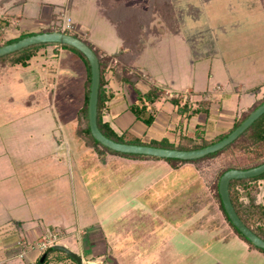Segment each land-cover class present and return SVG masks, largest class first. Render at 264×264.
Instances as JSON below:
<instances>
[{
	"label": "rangeland",
	"instance_id": "rangeland-1",
	"mask_svg": "<svg viewBox=\"0 0 264 264\" xmlns=\"http://www.w3.org/2000/svg\"><path fill=\"white\" fill-rule=\"evenodd\" d=\"M116 1L120 0L112 3ZM169 1L164 11L157 9L162 16L141 27L145 31L139 37L142 52L127 53L124 61L138 72L149 73L158 86L170 89L173 95L177 94L174 91L185 93L193 107L199 106L203 99H210L217 117L214 132L220 133L224 129L218 122H233L227 112L235 111L237 119L264 98V0ZM98 5V0H26L14 11L22 16L19 26L27 28L46 25L47 15L55 10L61 18L58 22L66 24V18L70 17L73 33L99 49V54H116L121 50L122 40L109 18L100 14ZM122 11L124 20L131 16L129 10ZM110 12L115 17L118 11L114 8ZM5 13H11V0H0V16ZM117 18L119 22L123 20L119 15ZM6 29L0 28V43L10 34L11 29ZM85 62L75 51L59 52L51 44L33 56L27 66L0 63V239L4 246L0 260L10 251L12 255L20 252L18 241L27 232L31 238L32 233L39 234L38 238L30 239L31 244L42 235L56 233L60 238L55 244L69 246L82 257L83 231L96 227L97 217L105 215L99 204L114 200L115 193L121 190H127L130 198L119 197L124 206L106 220L115 227L109 233L115 231L120 236L123 228L131 233L130 228L140 221L151 224L152 216L141 204L143 199L132 195L135 190V195L142 191L138 185L143 187L151 182L148 176L154 172H148L146 164L131 163L118 154L104 162L97 150L74 132L76 114L86 90ZM161 103L158 102L157 120L170 127L172 122L173 129L180 125L194 128L205 119L201 113L185 122L169 101ZM121 119L129 124L134 116L127 111ZM215 133L208 132L211 137ZM185 167L174 174L173 201L180 194L201 187L194 167ZM193 179L191 185L182 188L184 181ZM203 190L209 221L222 223L224 217L214 193ZM263 194L264 191L259 193V200ZM128 200L134 203L131 205ZM200 224H204V230L184 228L183 237L206 250L209 242L195 236L211 234L214 228L209 227L206 219ZM18 232L20 235L16 236ZM8 236L11 243H3ZM178 245L180 241H175L172 250L163 242L155 246L151 255V259L156 258L159 252L158 260L130 264H223L215 253L206 251L203 259L198 257L201 251L181 258ZM109 246L108 254L114 255L118 264H129L123 248L112 243ZM86 256L81 264H105L92 255ZM49 264L75 263L62 258Z\"/></svg>",
	"mask_w": 264,
	"mask_h": 264
},
{
	"label": "trees",
	"instance_id": "trees-1",
	"mask_svg": "<svg viewBox=\"0 0 264 264\" xmlns=\"http://www.w3.org/2000/svg\"><path fill=\"white\" fill-rule=\"evenodd\" d=\"M98 2L99 10L103 7V10H100V12L109 18L110 22L115 25L118 35L124 42L123 48L131 51V53H135L136 55L140 54L142 48L139 37L145 32L141 27L143 25L149 26L151 21H154L158 17L162 16V14H159V11H164V7H167L170 3L169 0H120L114 3H112V0H98ZM114 8L118 11L117 14L121 19L125 16L123 15L125 12H123L122 9L129 10L131 12V16H126L125 20L123 19L119 22L117 14L115 17H112V15L109 14ZM159 8H161V10L158 11L157 9ZM54 20H56L55 17ZM10 21L11 14H2L0 16V28H7L10 25ZM120 26L122 28H120ZM54 30L56 29L48 27L36 32L25 31L19 38L0 43V46L26 36ZM57 30L77 36L72 32L73 29L61 30L58 28ZM85 42L97 54L100 64V88L97 115L98 126L103 134L114 141L180 150L202 148L226 137L240 123H242L244 119L247 118L251 111L264 102V98L257 100L256 104L252 106L251 111H244L240 117L235 119L234 125L231 128L224 129L221 133L215 134L211 137L208 132L216 129L215 120L217 117L211 112L212 105L210 103V99H203L200 101L199 106L193 107L189 104L188 95L182 92L167 96L161 87L153 84H150L146 90H141L137 84L141 81L145 82L146 79L141 74L130 71L128 64L124 61V49L116 54H99V49H96L91 43L87 41ZM51 44L73 50L86 61L85 63L88 72L86 90L83 95L82 104L78 108L76 123L74 125V132L77 136L84 138L90 146L97 150L99 156L101 157H104L106 152H112L129 157L161 159L169 162L175 170L180 169L182 166L192 165L195 169V176L200 180L203 189H208L214 193L223 214L224 221L228 223L230 227H232V229L252 248L264 252V249L254 245L231 222L224 209L218 189L220 178L227 170L249 169L264 163V114H262L241 135L224 148L196 159L185 160L178 158H162L152 155L114 151L98 142L91 133L88 119L91 67L87 57L80 50L66 43H38L1 56L0 63L3 66L11 67L16 65L27 66L30 63L31 58L37 55L41 48ZM108 68L124 86H128L133 89L136 100L129 104L128 109L137 120L142 121L144 124L152 125L154 123L158 113L157 102L161 100L169 101L181 118L188 120L204 113V121L202 123H197L193 129L183 127L182 125L175 127L173 129L174 139L171 141L168 137H163L161 140L152 139L149 142H146L127 130L123 131L121 134L117 133L112 128L110 122L103 120L104 108L107 107L108 101H110L113 96V92L108 91L105 87L107 84L106 74L108 72ZM261 191H264V173L244 179H232L229 183L230 198L237 214L252 231L264 239V194L261 200L258 198ZM196 193L197 194L194 198L187 199L185 207L195 209L196 206H201V204L206 206L208 205L206 204V201L203 200L204 190L202 192L198 190ZM182 204L183 203L180 205ZM192 213L193 212L191 210L187 216ZM62 258L70 259L75 264H81L72 257L68 256L65 252L56 250L53 246L41 253V255H39L36 259L35 264H49L54 259L60 260Z\"/></svg>",
	"mask_w": 264,
	"mask_h": 264
},
{
	"label": "crops",
	"instance_id": "crops-1",
	"mask_svg": "<svg viewBox=\"0 0 264 264\" xmlns=\"http://www.w3.org/2000/svg\"><path fill=\"white\" fill-rule=\"evenodd\" d=\"M25 3H26V0H11V13H8V14H11V21H10V25L6 29V31H9L10 29L11 31H9L10 34L5 39V41H10V40L12 41V40L19 38L21 34L25 31L36 32L41 29H46L48 27L54 28L56 30L58 28L61 30L64 29L63 25L65 23L63 21H61L60 23L58 22L61 20V18L59 17V13L55 10H53L51 14L47 15V19H49V21L47 22L46 25L44 24V25H36L34 27L21 28L19 25L22 22V19H21L22 16L20 12L18 13L14 11V9L20 5H24ZM100 14L103 15L101 12ZM54 17L56 20H54ZM68 19L71 20L70 17H67L66 23ZM2 29H5V28H2ZM120 39L122 40L121 37ZM123 45H124V42L122 40L121 50L124 49ZM55 49L56 51H59V52H61L62 50H69V49H65L63 47L56 46V45H55ZM103 51L104 50H102V52ZM124 51H125V55L131 52L125 49ZM141 52H142V48H141ZM102 54H107V53L103 52ZM128 67L131 72L141 74L146 79L145 82L141 81L137 84L138 87L140 86L143 88L141 89L139 87L141 90H146L150 84L157 85L156 81L152 78V76L149 73L138 72L133 67H131L130 64L128 65ZM106 80H107V84L105 85V87L108 91L113 92V96L111 100L108 101L107 107L104 108L103 120L110 122L112 128L117 133L121 134L123 131L127 130V131L132 132L133 134H135L136 136H138L139 138H141L142 140L146 142H149L152 139L161 140L163 137H168L170 141L174 139L172 122L170 123L171 124V127H170V125L161 124L157 120V116L152 125H146L142 121L136 119V117L128 109L129 104H131L132 102L136 100L133 89L128 86H124L117 79V77L113 75L112 71L109 70V68L106 74ZM189 89L191 90V88ZM163 90H164L165 95L167 96L173 95V92L170 91V89L167 88ZM174 92L178 93L177 91H174ZM132 95H134L135 97L134 100L131 99ZM161 101H162L161 104L168 102L164 100H161ZM157 106H158V102H157ZM173 109H174V106H173ZM127 111H129L134 116L133 122L129 124H127L121 119V115ZM159 111H160V107L158 106V112ZM211 112L215 113L213 110V107L211 108ZM227 114L233 119V122H229V121L228 122H223V121L218 122L219 124H221V126H223L221 127L222 129H229L234 125L235 111L227 112ZM185 122H188V120L185 119ZM185 127L187 128V126ZM188 128L193 129L192 127H188ZM222 131L223 130H220V133ZM211 132L215 133L214 130ZM215 134H219V133H215ZM114 154H117V153L106 152L104 157L100 156L99 159L106 162L107 160L113 157H116V155ZM97 155L99 156L98 152H97ZM120 155L121 154H118V156ZM122 156L124 157V160L125 159L129 160L131 161V163H134V164L144 163L147 165L146 169H148V172H154V174L148 176V178L150 177L149 179H151V182H149V184L147 183V185L143 184V187H141L142 184L138 185L139 188L142 189V191H140L139 193H137V195H135L134 194L136 191L135 190L132 195L134 198H136L137 196L143 199L144 202H142L141 204L143 206H146L145 210H147L148 213L152 216L151 224L147 222L145 225L143 224V222L140 221V223L139 222L136 223L133 226V228H130L131 230H133L131 233L129 232V230L125 231V229L121 225L120 230L122 228L123 230L121 231L120 236H119V233L115 234L114 233L115 231L113 232L114 236L113 234H110L111 233L110 231L114 230L115 227H111L110 225H108L106 223V220L110 217L112 212L118 210L119 207L121 208L122 206H124L122 202L120 204L118 199L122 197H126L127 199L130 198L129 192L127 190H125L124 192L123 190H121L120 192L115 193L116 195L113 197L114 200L113 199L111 200L110 198V200H107V201L104 200L106 201L105 203L102 202L99 204L101 205V208H104L105 215L104 216L97 215L98 217L95 222L96 227L93 229H90L91 228L90 227L86 231H83L85 232L83 233L85 237H84V243L81 249L82 257L86 255H87L86 257H91L92 255L94 258L98 259L99 261L101 260L105 264H118L119 260L115 258L114 255L108 254V248L110 247L109 243H112L113 245H116V246L118 245L120 248H123L125 250L124 254L126 255L124 257H125L126 263L130 264L132 261H135V262L153 261L154 262V260L159 259V252L156 253V258H153L154 260L151 259V255H153L152 253L156 245L158 247V245L160 246L161 243L166 242V244L169 245L168 247L171 246L173 250V243L175 241H180V245H178L179 246L178 252L181 253V258H185L191 254L196 255L197 253H199V251H201V254H199L198 257L199 258L202 257L203 259L205 255V251H206L209 254L210 252L215 253V256L223 264H264V252L258 249L252 248L245 240H243L232 229V227H230L228 223H226L225 221H222V223L209 221V218L207 216L210 214L208 206L201 204V206H196L195 209L194 208L190 209L189 207H185L187 204V199L194 198L198 190L202 192L203 186H201L200 189L192 190L190 192L183 193L182 195L180 194L179 199L173 201V192H174L173 191V177L175 176L174 174H177V172L180 169H184V168L186 169L185 166H182L180 169L175 170L173 169V166L165 160L153 159V158L129 157L125 155H122ZM165 177H166V181L161 182V180H163ZM152 179L153 181L155 179L156 182L154 183ZM193 182H194V179L187 183H185L184 181L182 188L188 187ZM128 202L131 205L134 203L133 201L131 202L129 200ZM125 203H127V200H125ZM181 203L183 204L180 205ZM191 210L193 213L187 216L188 213L191 212ZM205 219L207 220L209 227H213L214 230L211 234L199 233L198 235L195 236L196 239L203 238L206 242H209V247L206 250H203V249L201 250L200 249L201 246L198 245L197 242L195 243L194 241V243H190L189 241H187L188 237L186 238L183 236L185 233L184 232L185 229L196 228V227L199 229H203L204 224H200V223L203 222V220ZM104 223H106L105 226L102 225ZM102 227H104L105 230ZM179 231L182 232V235L175 234V232L179 233ZM19 235H20L19 232L16 233V236H19ZM25 237L28 239V241H30V239L32 240V239L38 238L39 234L34 232V234L32 233V238H31L29 237L28 232H27L25 233ZM108 237L110 239H108ZM171 238H173L171 240L172 243H170ZM193 238H194V234H193ZM5 241L11 243V236L4 238L3 243ZM182 241L183 243H181ZM1 243H2V239H0V251H2L1 248L4 247L2 246ZM182 244L186 245L185 248H183ZM67 247L69 248V246ZM134 247L136 248L133 249ZM11 252L12 251H10L9 254H7L6 257L2 259L3 261H5V264H35L36 259L38 258L39 255H41L39 252L31 250V251H28V254L26 255L24 259H20L19 257H17L16 254L12 255ZM83 260L85 259L83 258ZM198 260H201V259H198Z\"/></svg>",
	"mask_w": 264,
	"mask_h": 264
},
{
	"label": "water",
	"instance_id": "water-1",
	"mask_svg": "<svg viewBox=\"0 0 264 264\" xmlns=\"http://www.w3.org/2000/svg\"><path fill=\"white\" fill-rule=\"evenodd\" d=\"M66 43L78 50H80L88 59L91 67V85H90V97L88 102V119L89 126L93 137L100 142L102 145L123 153H136L152 155L164 158H178V159H196L203 157L206 154L218 151L231 142H233L239 135H241L254 121H256L262 114H264V102L255 108L246 119L242 121L232 132H230L223 139L212 143L208 146L191 149V150H180V149H169L163 147L149 146V145H138L129 144L114 141L102 133L98 126V97L100 88V64L97 54L94 50L81 38L67 34L63 31L54 30L50 32H42L20 38L8 44L0 46V57L16 50L28 47L38 43ZM264 173V163L252 167L249 169H229L221 176L219 181V193L225 211L228 214L229 219L235 225V227L245 235L254 245L264 249V239L258 236L252 231L237 214L233 203L230 198L229 183L232 179H244L249 177L258 176ZM56 250L65 252L68 256L72 257L79 263L83 262L80 255L75 253L73 250L62 244H56L53 246Z\"/></svg>",
	"mask_w": 264,
	"mask_h": 264
},
{
	"label": "built area",
	"instance_id": "built-area-1",
	"mask_svg": "<svg viewBox=\"0 0 264 264\" xmlns=\"http://www.w3.org/2000/svg\"><path fill=\"white\" fill-rule=\"evenodd\" d=\"M71 23H72L71 20L68 19L67 23L63 25V28L72 30L73 26ZM22 236L20 237V240L18 241V244H17L19 245V250H20L17 256L20 259H24L26 255L28 254V251H31V250L39 252L40 254L43 253L49 247L56 245L55 243H57V240L60 238V235L56 233H49L47 235H42L41 239H37L36 242L31 244L25 236L24 237ZM0 264H5V261L0 260Z\"/></svg>",
	"mask_w": 264,
	"mask_h": 264
}]
</instances>
